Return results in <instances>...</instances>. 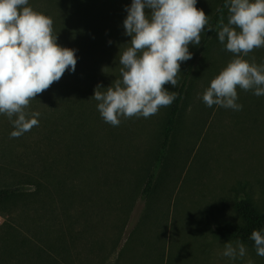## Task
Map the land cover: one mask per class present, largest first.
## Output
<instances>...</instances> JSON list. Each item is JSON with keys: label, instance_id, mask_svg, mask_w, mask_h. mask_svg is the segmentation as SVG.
Masks as SVG:
<instances>
[{"label": "rangeland", "instance_id": "374dc122", "mask_svg": "<svg viewBox=\"0 0 264 264\" xmlns=\"http://www.w3.org/2000/svg\"><path fill=\"white\" fill-rule=\"evenodd\" d=\"M132 2L29 0L33 10L53 20L57 43L76 50L77 65L30 101L28 118L40 113L30 131L10 138L13 124L0 114V160L43 155L50 145L64 154V145L71 146L72 195L66 205L70 224L87 228L89 264H264V257L246 245L244 258L224 257L229 240L216 234L219 225L242 223L239 202L251 201L259 210L264 206V96L238 87L240 111L210 108L202 99L235 58L218 34L194 62L176 131L147 199L143 192L173 103L148 118L121 117L119 126L100 115L92 97L98 84L106 91L122 79L119 54L131 40L123 22ZM221 3L197 0L196 7L210 23ZM201 44L189 45L192 59ZM192 59L181 62L176 87L164 85L175 97ZM244 59L264 64V47ZM57 216V225L64 224ZM10 217L0 212V240Z\"/></svg>", "mask_w": 264, "mask_h": 264}, {"label": "clouds", "instance_id": "9594fccd", "mask_svg": "<svg viewBox=\"0 0 264 264\" xmlns=\"http://www.w3.org/2000/svg\"><path fill=\"white\" fill-rule=\"evenodd\" d=\"M196 4L197 0H133L126 7L123 27L131 40L119 54L122 79H115L106 91L98 84L92 97L106 123L119 126L121 117L148 118L173 103L176 97L164 85L177 86L181 62L192 59L189 45L201 44V33L209 24ZM224 7L228 21L225 24L221 17L218 40L235 58L211 81L202 99L210 108L240 111L238 87L264 96V64L244 59L264 47V0H226ZM75 53L57 43L53 20L33 10L29 0H0V114L13 124L10 138H19L38 125L40 113L28 118L25 109L67 70L75 72ZM250 239L256 254L264 257V234L254 230ZM246 252L245 244L237 240L225 243L222 255L236 260Z\"/></svg>", "mask_w": 264, "mask_h": 264}, {"label": "trees", "instance_id": "16d2710c", "mask_svg": "<svg viewBox=\"0 0 264 264\" xmlns=\"http://www.w3.org/2000/svg\"><path fill=\"white\" fill-rule=\"evenodd\" d=\"M225 2L226 0H222L219 7L221 11L213 15L208 25L213 30L206 31L173 101L143 198L150 196L166 159L171 138L181 116L194 62L206 51L208 43L217 34L221 17L223 20L225 18ZM64 146V154L58 153V145H50L43 155L36 152L31 157L13 155L0 160V212H7L11 216L3 228L0 240V264H89L85 236L87 228L84 225L76 227L73 223L70 224L66 201L72 195L69 169L74 168V165L71 162V146ZM59 206L64 210H59ZM236 210L242 223L219 225L216 234L224 240H239L256 251L250 236L254 230L264 234V206L259 210L251 201L243 200L237 204ZM60 214L64 218V224L62 222L58 226L56 220L60 218L57 216Z\"/></svg>", "mask_w": 264, "mask_h": 264}]
</instances>
